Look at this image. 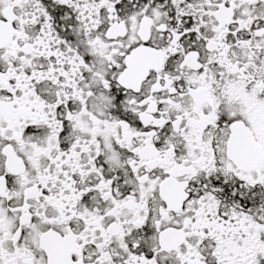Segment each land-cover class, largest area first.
Listing matches in <instances>:
<instances>
[{
    "label": "snow or ice",
    "instance_id": "obj_1",
    "mask_svg": "<svg viewBox=\"0 0 264 264\" xmlns=\"http://www.w3.org/2000/svg\"><path fill=\"white\" fill-rule=\"evenodd\" d=\"M0 264H264V0H0Z\"/></svg>",
    "mask_w": 264,
    "mask_h": 264
}]
</instances>
